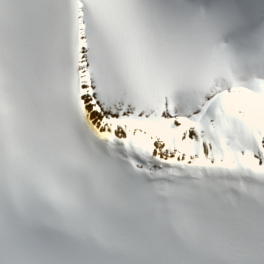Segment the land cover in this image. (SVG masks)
I'll use <instances>...</instances> for the list:
<instances>
[{"label": "snow or ice", "instance_id": "6c2138e0", "mask_svg": "<svg viewBox=\"0 0 264 264\" xmlns=\"http://www.w3.org/2000/svg\"><path fill=\"white\" fill-rule=\"evenodd\" d=\"M0 264H264V0H0Z\"/></svg>", "mask_w": 264, "mask_h": 264}]
</instances>
